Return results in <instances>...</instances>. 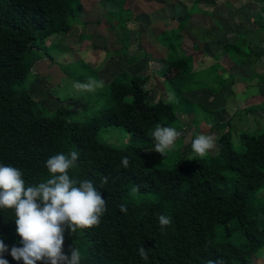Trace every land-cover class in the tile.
<instances>
[{
    "label": "trees",
    "instance_id": "trees-1",
    "mask_svg": "<svg viewBox=\"0 0 264 264\" xmlns=\"http://www.w3.org/2000/svg\"><path fill=\"white\" fill-rule=\"evenodd\" d=\"M80 8L79 0H0V264H249L264 247L256 194L264 131H240L236 148L232 122L214 121L210 133L219 134L207 154L153 166L143 150L171 153L181 138L165 149L166 136L181 128L180 108L150 102L144 79H110L108 102L84 120L48 114L30 96L26 78L47 53L45 40L68 31ZM250 24L239 32L244 59L261 62L264 74V17ZM168 66L174 96L198 86L214 98L231 94L227 84L206 86L190 56ZM108 125H122L128 142L99 140Z\"/></svg>",
    "mask_w": 264,
    "mask_h": 264
},
{
    "label": "crops",
    "instance_id": "crops-1",
    "mask_svg": "<svg viewBox=\"0 0 264 264\" xmlns=\"http://www.w3.org/2000/svg\"><path fill=\"white\" fill-rule=\"evenodd\" d=\"M79 1L80 11L73 19H70L69 30L45 40V47L49 45L50 41L57 42L59 52L53 55L45 54L33 65V70L37 74L35 80L40 83L43 81L42 77L45 74H42V72L45 68H48L47 65L50 66L49 63L55 62L64 65L82 60L88 62L93 69L97 70L96 73L104 82L120 75H126L128 79H144L145 88V86H148L146 84L152 74L158 79L160 76L161 80L157 81L155 87H162L163 89L165 87L164 77L174 74V70L168 66V61L174 57L179 58L174 50L179 53L180 57L190 56L192 59L191 54H185L180 49L182 48L181 42L185 38L192 44L194 49L200 48V52L202 51L206 57L212 59L214 65L211 72L217 80H220V84H214L211 88H218L227 84L230 86L231 92L228 97L223 99L222 97L214 98L208 94L206 95L202 88L184 90L181 96L191 103V110L187 114L190 115L188 121L196 122L195 117L198 107L194 106V103L200 98H204V96L220 102L216 109L210 111V122L205 123L208 125L209 133L211 122H222L227 117L232 116L233 111L229 107L236 104L237 96L236 89L233 91L237 84H231L233 73L238 68L242 70V64L254 63L244 59L245 46L237 44V35L245 28L252 27L250 22L253 15L260 14L264 17V0ZM103 1L104 8H101L99 3ZM107 1L110 6H107ZM254 2L257 7H255V11H252L251 7ZM241 4L244 5L240 6ZM244 15L247 18L250 17L248 21ZM238 17L240 18L238 19ZM244 19L249 24L243 29L239 28V22L245 23L243 22ZM239 51L242 53L241 58H243L241 62H239V59H241L238 55ZM143 53L149 56H145ZM135 54H140V57L135 62L128 64L127 60ZM257 62L259 61L257 60ZM151 64H153V70L150 68ZM222 64H230L233 70H222L223 73H221L220 66ZM203 70L201 78L204 77L202 75H204L205 69ZM53 74L55 75L54 85L50 82L52 86H49V88L54 86L57 89L65 88V86L70 87L69 81L64 80L66 78L63 77L64 75L58 67H55ZM225 78H228V80H225ZM243 79L245 78L243 77ZM261 80L262 77H256L258 83ZM202 82L207 85L204 80ZM31 88L32 86L30 90ZM146 88H149L150 91L151 87ZM91 89L92 87L88 86L86 90L84 88V91L92 94V92H88ZM84 94L77 95V97L75 95L74 98L80 99L81 96H85ZM262 96L258 94L254 98L259 100L257 102L261 106L264 104ZM251 97H246V100L242 98L241 100L249 104L251 102L248 100ZM160 99L167 102V94L164 93L163 98ZM81 101L83 100L81 99ZM221 115H225L226 118L219 119L218 116ZM211 117L218 119H212ZM186 126L188 125L186 124Z\"/></svg>",
    "mask_w": 264,
    "mask_h": 264
},
{
    "label": "rangeland",
    "instance_id": "rangeland-1",
    "mask_svg": "<svg viewBox=\"0 0 264 264\" xmlns=\"http://www.w3.org/2000/svg\"><path fill=\"white\" fill-rule=\"evenodd\" d=\"M240 4V2H239ZM251 10L255 11V2L253 3ZM101 5V8H104V1L99 3ZM244 4H241L242 6ZM107 6H110V3L107 1ZM250 13V8H249ZM122 14V13H121ZM250 15V14H249ZM115 16V15H114ZM240 16V15H239ZM109 17V16H108ZM246 17V15H244ZM253 17V16H252ZM116 19V17H114ZM121 18V17H120ZM240 17H238L239 19ZM248 18H250L248 16ZM248 18L246 17L247 21ZM246 19H244L243 22H239V28H245L248 24L246 23ZM117 20V19H116ZM73 26V25H72ZM238 28V29H239ZM246 29V28H245ZM246 35H243L241 33H238L237 35V44L240 45L244 43V37ZM147 37V36H146ZM252 43H262L260 39H257L254 37L252 39ZM53 43V44H52ZM57 43V42H56ZM53 41L49 42V45L45 47L47 50L46 54L53 55L57 54L59 52V48L57 44ZM182 45L180 48L181 51H184L185 54H191L192 56V69L193 70H203L205 69L206 76L202 77L201 80H204L205 83H207L206 86H213L214 84H220V80H217L212 75V68H213V61L212 59L206 57L204 53L201 51L200 48H193L192 44L188 42L185 38L182 40ZM221 47V46H220ZM175 49V48H174ZM174 52L177 54V56L180 57L179 53L174 50ZM240 52V51H239ZM246 53V52H245ZM173 54V53H172ZM239 58L242 57V53L240 52ZM245 58V56H244ZM243 61V58L239 59ZM246 60V59H245ZM48 68H45V70L42 72V74H45L42 77L41 83L38 82L36 79L37 74H28L26 78V85L27 88H29V94L34 99L37 100L40 104V106L48 113L52 114L56 110H59L61 114H64L67 117H70L75 120H84L87 117L98 113L99 110H101L105 104L108 102V90H107V82H104V80H101L99 78V74L96 73L97 70L93 69L91 65L88 62H84L82 60H77L72 63L64 64L63 70L59 68L60 63H49ZM148 66V65H147ZM153 64L150 65V68L153 70L152 67ZM55 67L59 68L65 81H69L70 87L65 86V88L57 89L55 86L49 88V86H52L50 82L53 84V79L55 77L54 69ZM95 67V66H94ZM222 70H233L230 64H222L221 66ZM242 70L237 69L235 73H233V80L231 82L237 84L234 89H236V104L231 105L229 109L233 111L232 116L228 120H230L232 123L231 125V142L234 145V147L238 148L239 141H238V133L240 131H245L246 133H249L250 135L256 134L257 131H264V104L261 106L254 98L260 94L263 97L264 100V74L263 68L261 67V62L254 61V63H245L242 64ZM204 71V70H203ZM241 71V72H240ZM35 73V72H34ZM223 73V71L221 72ZM260 76L262 77V82L259 83L256 81V77ZM223 77V74H222ZM243 77L245 79H243ZM254 77V78H252ZM116 78H122L124 80H127L126 75H120ZM241 78V79H240ZM251 78V79H250ZM159 79L161 80L160 76ZM158 78H156L154 75L151 74V77L147 81V84L150 88H146L148 86H145L147 91V99L150 102L157 101L160 98H163L164 93L167 94V100L168 102L177 108H180V111L176 112V116L178 118V122L181 125V128L177 130L175 133L167 134L166 137H168L167 140V147L170 146V144L174 143L177 139L181 138L180 142L174 145V149H172L170 154H167L163 149H155V148H145L143 151L147 154L148 159L150 163L153 166H169L174 159L177 158V156L181 154H188V157H190L193 153L204 155L209 152V148L213 149L214 142L212 139L213 135H218L219 132H211L209 133L208 125L205 124L208 121L210 122V111L216 109L220 102L202 97L200 100L195 101L194 103L197 108L196 112V122L195 121H188L190 118V115L188 116L185 113V109H187L188 103L190 102L186 101L182 98V96H174L172 93V87L169 85L166 81H163L165 87L162 89V87H155V84L157 81H160ZM258 79V78H257ZM225 80H228V78H225ZM54 85V84H53ZM157 85V84H156ZM190 86H197L199 85L198 82H195V84H189ZM32 86L31 90L30 87ZM88 86H91L92 89L86 93L84 91L87 89ZM153 86V88H152ZM197 88H201V86H198ZM46 91V93H45ZM164 91V92H163ZM82 93L85 96H81L80 99H75V95H82ZM229 91H226V93L222 96L224 99L225 96L228 97ZM256 93H258L256 95ZM233 96V95H232ZM251 97L248 101L251 103L247 104L242 102V98L246 100V97ZM81 99L83 101H81ZM256 101V102H254ZM227 102V101H226ZM193 104V103H192ZM248 106L256 107L252 111H243L244 108ZM236 107H239L236 109ZM235 109V110H234ZM240 109V110H239ZM240 111L239 113H235L236 111ZM188 116V117H187ZM212 118V117H211ZM219 119L226 118L225 115L218 116ZM218 118H212V119H218ZM200 120V121H199ZM206 121V122H205ZM191 123V125L189 124ZM199 123V125H198ZM186 124L188 126H186ZM179 125V126H180ZM198 125V126H197ZM197 126V127H196ZM97 138L107 144H111L114 146H123L126 144L129 140L128 132H126L125 128L122 125H108L104 126L99 129L98 133L96 134ZM211 151V150H210ZM258 196H263V203H264V187H262L260 190L256 192ZM249 264H264V247L260 249L253 257L252 261L249 262Z\"/></svg>",
    "mask_w": 264,
    "mask_h": 264
}]
</instances>
